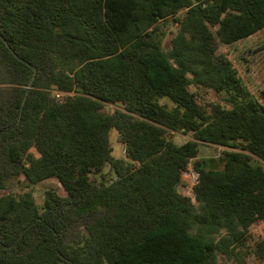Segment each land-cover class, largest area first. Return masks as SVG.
<instances>
[{
	"label": "trees",
	"instance_id": "16d2710c",
	"mask_svg": "<svg viewBox=\"0 0 264 264\" xmlns=\"http://www.w3.org/2000/svg\"><path fill=\"white\" fill-rule=\"evenodd\" d=\"M262 29L264 0H0V264L264 262V98L216 55Z\"/></svg>",
	"mask_w": 264,
	"mask_h": 264
},
{
	"label": "rangeland",
	"instance_id": "374dc122",
	"mask_svg": "<svg viewBox=\"0 0 264 264\" xmlns=\"http://www.w3.org/2000/svg\"><path fill=\"white\" fill-rule=\"evenodd\" d=\"M216 55L230 58L239 69L244 82L250 90L257 96L264 98L262 92L264 90V29L231 45L216 41ZM204 98L209 101L217 97L213 93H205ZM110 137L113 145V154L116 157H125L123 143L119 141L115 129L111 130ZM169 137L178 143H183L190 138L189 135L180 133H172ZM225 149L232 148L202 144L199 157L205 160V163L209 166L222 168L224 165L223 151ZM197 179L198 172L194 168V162L191 161L186 171L183 173V181L181 183V190L185 195L190 197L193 196V186L197 182ZM47 188H54L58 193L66 194L64 187L57 179H45L32 188L35 199L40 205L43 203L44 191ZM25 189L26 188L21 187L19 183H14V191L23 192ZM5 191L6 190L0 191V194ZM250 237L252 242L261 238L264 239V221H260L251 227ZM249 259L252 264H264V262L259 260L256 256L252 255ZM219 260L220 262H226L228 264H237L233 259H229L224 255H220Z\"/></svg>",
	"mask_w": 264,
	"mask_h": 264
},
{
	"label": "water",
	"instance_id": "95a60500",
	"mask_svg": "<svg viewBox=\"0 0 264 264\" xmlns=\"http://www.w3.org/2000/svg\"><path fill=\"white\" fill-rule=\"evenodd\" d=\"M34 77H35V73H34V75H33V78H34ZM32 80H33V79L30 80V84L32 83ZM25 99H26V95H25V97H24V99H23L22 106H23V104H24V102H25ZM178 191H179L180 193L184 194V193L182 192V190H181V185L178 186ZM184 195H185V194H184ZM194 195H195V194H194V191H193V196H192L193 198H194ZM194 202H196L195 199H194Z\"/></svg>",
	"mask_w": 264,
	"mask_h": 264
},
{
	"label": "built area",
	"instance_id": "2783aa9c",
	"mask_svg": "<svg viewBox=\"0 0 264 264\" xmlns=\"http://www.w3.org/2000/svg\"><path fill=\"white\" fill-rule=\"evenodd\" d=\"M54 95H55L57 98H62V97L65 95V93L60 92V91H58V90H55V91H54Z\"/></svg>",
	"mask_w": 264,
	"mask_h": 264
}]
</instances>
